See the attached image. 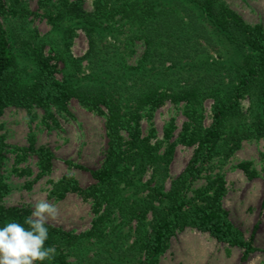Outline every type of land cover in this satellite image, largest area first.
<instances>
[{
    "label": "trees",
    "instance_id": "16d2710c",
    "mask_svg": "<svg viewBox=\"0 0 264 264\" xmlns=\"http://www.w3.org/2000/svg\"><path fill=\"white\" fill-rule=\"evenodd\" d=\"M32 15L43 16L50 30H28ZM76 29L88 40L81 57L70 53ZM138 41L143 53L130 64L127 58ZM58 63L63 79L55 76ZM72 97L105 116V156L98 168L66 160L88 171L94 182L82 187L64 176L51 194L78 192L92 202L95 217L81 233L47 222L45 245L54 247L55 256L43 264H158L170 237L188 226L242 248L243 262L259 249L224 207L222 175L190 196L188 186L214 156H229L244 137L264 133L261 24L248 23L224 0H93V11L85 9L84 0H38L37 11L26 0H0V116L7 106L40 108L57 126L56 111L70 114ZM245 97L254 124L247 130L241 103ZM207 98L213 99L208 126L203 113ZM168 100L184 102L180 140L196 147L166 190L173 145L161 152V143L142 135L140 120L146 107ZM8 150L34 153L41 174L51 170L54 154L49 148L9 145L1 134L0 169ZM148 168L151 179L145 181ZM6 184L0 173V225L23 223L30 209L1 202L9 190ZM147 187L149 192L141 196ZM119 217L123 225L136 223L131 244L126 242L130 234L118 232L113 224Z\"/></svg>",
    "mask_w": 264,
    "mask_h": 264
},
{
    "label": "rangeland",
    "instance_id": "374dc122",
    "mask_svg": "<svg viewBox=\"0 0 264 264\" xmlns=\"http://www.w3.org/2000/svg\"><path fill=\"white\" fill-rule=\"evenodd\" d=\"M33 11L38 10V0H26ZM250 24H261L264 28V0H224ZM84 7L93 11V0H84ZM28 30L44 34L50 25L41 15L30 16ZM30 28V29H29ZM70 46L73 57H81L88 49V40L81 29ZM46 52H50L47 46ZM144 50L141 41L137 42L128 62L135 64ZM215 55V54H214ZM54 63V62H53ZM86 67V62H84ZM87 71V70H86ZM85 71V72H86ZM63 67L57 65L55 76L62 77ZM88 73V72H86ZM81 73L80 75H82ZM242 113L248 117L249 123L243 124L244 130L254 126L248 112L249 99L242 98ZM70 114L56 111L59 125L48 122L40 108L7 106L0 116V134L9 145L35 148L47 147L53 154L51 170L41 174L38 159L34 153L23 156L14 150L5 152V161L0 169L4 181L9 187L1 199L7 206L19 205L30 209L40 200H46L56 206L58 215L48 222L68 230L81 233L91 227L95 214L92 202L75 191H68L62 197L52 195L53 184L64 176L78 180L79 186L88 187L94 182L91 174L83 169L66 163L70 160L90 168H98L102 164L107 146L105 116L84 106L75 97L70 98ZM184 102L174 103L170 100L158 107H146L141 112L142 135L156 144L161 143V152L173 145V157L169 164V173L164 182L169 190L171 182L178 177L193 157L196 146H188L181 142V132L186 121L182 106ZM213 99L203 101L204 123L208 126L212 121ZM241 120L235 119L234 122ZM126 135V134H125ZM152 169L144 174V180L151 179ZM222 175L226 187L223 205L232 221L243 231L247 239H252L259 248L246 261H242L243 249L218 241L208 232L194 227L178 230L169 239L168 246L159 258L158 264H264V133L251 134L241 140L240 146L229 156L216 155L206 163L198 177L188 186L189 196L216 175ZM150 185L153 186V183ZM150 188L142 189L139 194L146 195ZM121 218L114 220L117 231L128 236L131 244L134 240L135 221L122 224Z\"/></svg>",
    "mask_w": 264,
    "mask_h": 264
},
{
    "label": "clouds",
    "instance_id": "9594fccd",
    "mask_svg": "<svg viewBox=\"0 0 264 264\" xmlns=\"http://www.w3.org/2000/svg\"><path fill=\"white\" fill-rule=\"evenodd\" d=\"M23 223L10 220L0 225V264H43L52 261L55 249L46 246L48 220L58 215L54 204L40 200L30 205Z\"/></svg>",
    "mask_w": 264,
    "mask_h": 264
}]
</instances>
